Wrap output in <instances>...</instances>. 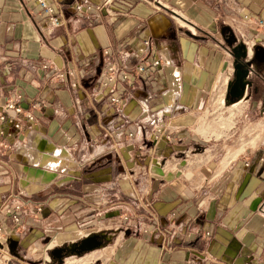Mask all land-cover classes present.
Masks as SVG:
<instances>
[{"label":"crops","instance_id":"0c3cea01","mask_svg":"<svg viewBox=\"0 0 264 264\" xmlns=\"http://www.w3.org/2000/svg\"><path fill=\"white\" fill-rule=\"evenodd\" d=\"M50 1L60 26H49L33 0H0V102L20 95L34 116H19V130L0 125V264L47 261L51 238L60 246L92 233L82 234L121 186L133 228L86 264H261L264 55L247 54L240 34L253 52L264 50V0H138L129 12L112 5L118 15L76 12L81 0ZM144 38L152 44L144 61L125 58ZM103 49L113 54L102 60ZM159 55L166 64L148 66ZM237 58L246 87L230 106L255 108L262 137L232 155L206 123L212 98L229 96ZM140 63L145 71L136 73ZM108 64L119 72L103 87ZM51 155L58 164H46Z\"/></svg>","mask_w":264,"mask_h":264},{"label":"rangeland","instance_id":"374dc122","mask_svg":"<svg viewBox=\"0 0 264 264\" xmlns=\"http://www.w3.org/2000/svg\"><path fill=\"white\" fill-rule=\"evenodd\" d=\"M215 101L211 100L208 106L207 112H208L209 120L206 123V126L208 125V128L209 126L214 127V125L217 127V130H214L212 133L213 136L219 140L223 138L225 140H228V143L230 142L232 145L230 148L231 149L230 152L232 153V155H236L240 152H243V150L247 148L250 147L253 148L257 146L262 137V130H260L261 127L259 121L257 120V116L255 114V108H251L249 105L245 103H241L236 108L232 109L230 105L233 103V99L229 98V96L228 98L225 99L224 104L222 105L219 104L220 99ZM208 128L206 127V130H208ZM218 155L221 156L223 155L222 148H218ZM45 156H49V154ZM48 160H46L47 165H56L59 163L58 157H56L55 155H51V159ZM62 180L63 179H58L57 181L61 182ZM120 180L122 181L123 179ZM74 184L75 183H73L71 189L74 188L77 189V187L74 186ZM126 188H127L126 186L125 187L121 186L119 188V197L116 199L114 196L112 197V195L109 193L104 196L105 200L103 203V207H104V212L102 213L103 217L100 219V221L98 220L99 223L94 222L93 224H90L89 226L85 227L86 230L82 232V234H86L88 232H92V233L108 232L109 234L112 235V238L108 243H111L113 239H115L117 236L126 237L129 234L130 230H132L133 227L128 225V219H129V212L127 211V207L129 206L127 205L128 198L123 192L126 190ZM56 193L60 194L61 191L57 190ZM113 203L122 206V210L119 213L111 214L110 211L106 210L109 207H111ZM75 238L79 240L80 238H83V236L78 235ZM50 241H53L50 243L52 248L48 249L47 251L44 250L45 258L47 259V261H44L43 257L37 256L35 257V264L38 263L86 264L88 256L92 255V253L90 254L87 253L78 258L77 255H75L74 253L68 254L61 263H58L49 255L50 251L53 248L59 247L57 246L58 242L56 239H52V238L50 239ZM69 243L70 242H66L61 245H67ZM53 244H55V246H53ZM94 251L100 253L103 252L101 248H98ZM88 264H94V261L89 262Z\"/></svg>","mask_w":264,"mask_h":264},{"label":"built area","instance_id":"2783aa9c","mask_svg":"<svg viewBox=\"0 0 264 264\" xmlns=\"http://www.w3.org/2000/svg\"><path fill=\"white\" fill-rule=\"evenodd\" d=\"M137 1L138 0H100L99 3L95 4V3L90 2L89 0H81L74 5V10L76 12L82 13V12H89L92 9H96L99 11L104 9L110 15H118L119 12L112 9L111 8L112 5L119 4L118 6H120L123 11L129 12L131 10V7H134ZM33 2L35 3L36 7L43 13L46 19V22L49 26L57 27L63 23L64 19H63L61 10L59 9L57 5L52 3L50 0H33ZM240 37H241V41L243 42V44L247 47V50H248L247 54L252 56L253 45L251 44L249 45V42L246 41L245 38H243L242 34H240ZM151 48H152V44H151L150 39L144 38L142 41L141 47L136 52L135 51L128 52L127 54H124V57L125 58H135L142 62L144 61L145 56L149 53ZM112 54L113 53L110 50L103 49L102 50V60H105L107 57L111 56ZM163 59L164 58H162L159 55L155 59H153L148 66L152 67L153 69L157 67L162 68L164 63L166 64L167 62V61H164ZM104 68L106 72V77L103 82V87L107 86L109 83L115 80L116 75L119 72L118 69L113 64L105 65ZM135 68H136L135 70L136 73H141L145 71V65L142 63L138 64ZM231 72L234 74V68H232ZM250 73L251 71L249 70L247 72V75L249 76ZM60 76L63 77V74H60ZM122 77L128 78L126 72L123 74ZM120 98H121V95L118 94V95L112 96L110 100L113 104H117L118 102H120ZM218 99L221 100V104L220 103L219 104L222 105L224 104L226 96L222 94L221 96L217 95L214 98H212V100L214 101ZM20 102H21L20 95H18L16 99H7L4 102H0V125L4 122H8L15 129L19 130L21 129V120L19 119V116H23V118L28 121L34 120L33 114L30 111L24 110ZM160 131H161L160 128H156L155 133H154L155 138L158 137V133ZM2 133L3 132L0 131V134ZM260 160H264V157H260ZM37 211H41L40 206L37 207ZM10 212H11L12 221L14 223H20L21 205L13 204L12 210H10ZM53 246H55V244H53ZM48 249H49L48 247L45 248V251H47ZM261 264H264V261H262Z\"/></svg>","mask_w":264,"mask_h":264},{"label":"water","instance_id":"95a60500","mask_svg":"<svg viewBox=\"0 0 264 264\" xmlns=\"http://www.w3.org/2000/svg\"><path fill=\"white\" fill-rule=\"evenodd\" d=\"M225 40L230 45H232L235 42V37L231 31L228 30L225 36ZM240 51H241V47L236 46V48L234 49V53L236 57L240 56ZM260 54L264 55L263 48L256 47L253 52V55L256 58L262 59L263 55L261 57ZM244 73L246 75V71L243 72V70L240 67H235L234 78L228 88V95L233 99V102H237L242 98L243 90H244V83H243ZM98 238H102L107 241H110L112 235L105 234V232L90 233L84 236L83 238H80L77 241L67 244L66 246L61 245L59 247L53 248L50 251L49 255L58 263H61L68 254L74 253L79 258L103 246L102 239H98ZM73 249H76V251L72 252ZM63 253H68V254H63Z\"/></svg>","mask_w":264,"mask_h":264},{"label":"flooded vegetation","instance_id":"af4514ba","mask_svg":"<svg viewBox=\"0 0 264 264\" xmlns=\"http://www.w3.org/2000/svg\"><path fill=\"white\" fill-rule=\"evenodd\" d=\"M105 234H109L108 232H105ZM98 239H102V238H98ZM107 242H109V241H107V240H105V239H102V244H103V246H105V244L107 243ZM63 246H66V245H63ZM102 246V247H103ZM76 251V249H73V251L72 252H75ZM63 254H68V253H63ZM66 256V255H65Z\"/></svg>","mask_w":264,"mask_h":264},{"label":"trees","instance_id":"16d2710c","mask_svg":"<svg viewBox=\"0 0 264 264\" xmlns=\"http://www.w3.org/2000/svg\"><path fill=\"white\" fill-rule=\"evenodd\" d=\"M236 67H240L243 70V72L245 71L244 66L242 65L240 58H237V66Z\"/></svg>","mask_w":264,"mask_h":264},{"label":"bare ground","instance_id":"6f19581e","mask_svg":"<svg viewBox=\"0 0 264 264\" xmlns=\"http://www.w3.org/2000/svg\"><path fill=\"white\" fill-rule=\"evenodd\" d=\"M58 245V244H57ZM89 258V257H88Z\"/></svg>","mask_w":264,"mask_h":264}]
</instances>
